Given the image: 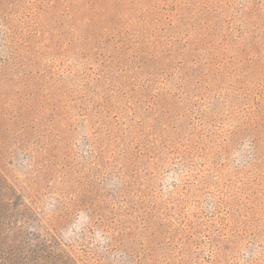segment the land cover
<instances>
[{
  "label": "rangeland",
  "instance_id": "374dc122",
  "mask_svg": "<svg viewBox=\"0 0 264 264\" xmlns=\"http://www.w3.org/2000/svg\"><path fill=\"white\" fill-rule=\"evenodd\" d=\"M0 264H264V0H0Z\"/></svg>",
  "mask_w": 264,
  "mask_h": 264
}]
</instances>
